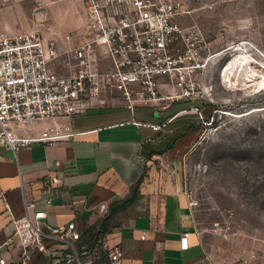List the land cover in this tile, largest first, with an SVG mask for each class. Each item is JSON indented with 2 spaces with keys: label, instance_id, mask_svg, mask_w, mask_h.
I'll return each instance as SVG.
<instances>
[{
  "label": "crops",
  "instance_id": "crops-1",
  "mask_svg": "<svg viewBox=\"0 0 264 264\" xmlns=\"http://www.w3.org/2000/svg\"><path fill=\"white\" fill-rule=\"evenodd\" d=\"M23 1H3L0 32H39L60 46L78 41L84 23L82 0H29L32 8L52 7L70 17L64 29L51 32L23 22ZM193 100L165 98L133 111L121 104L92 107L66 119L74 133L68 139L33 144L16 154L0 148V191L8 203L6 207L0 197V241L12 234L15 217L43 210L50 226L77 223L79 249L89 250L93 264H109L104 251L94 249V236L100 233L121 248L122 264H219L208 253L195 207L174 167L196 139L198 128L192 122L176 120L194 110ZM51 123L43 121L36 129ZM47 176L48 190L43 191ZM125 200L130 202L121 207ZM185 232L187 247L181 241ZM49 247L48 254L34 253L28 264H60L51 251L59 253L61 245ZM2 254L14 262L20 248L12 245Z\"/></svg>",
  "mask_w": 264,
  "mask_h": 264
},
{
  "label": "built area",
  "instance_id": "built-area-1",
  "mask_svg": "<svg viewBox=\"0 0 264 264\" xmlns=\"http://www.w3.org/2000/svg\"><path fill=\"white\" fill-rule=\"evenodd\" d=\"M82 4L84 23L72 45L60 46L38 33L0 32V148L16 154L33 144L68 139L74 133L66 119L92 107L121 104L133 111L165 98L199 97L192 75L204 67L205 39L195 24H183L189 14L184 0H82ZM166 88L169 95L162 93ZM194 109L198 111L197 106ZM47 120L52 123L36 129ZM42 184L47 191L48 176ZM187 195L190 206L196 207L192 193ZM0 197L8 207L4 191ZM45 216L43 210L33 216L25 211L13 219L12 234L0 241V264H28L34 253L48 254L53 244L61 245L59 253L51 251L60 264L94 263L89 250L79 249L81 231L75 221L50 226ZM187 234L181 237L183 247ZM93 240L94 249L103 250L109 264H122L121 248L110 244L105 234ZM12 245L19 246L20 255L9 262L2 252Z\"/></svg>",
  "mask_w": 264,
  "mask_h": 264
},
{
  "label": "rangeland",
  "instance_id": "rangeland-1",
  "mask_svg": "<svg viewBox=\"0 0 264 264\" xmlns=\"http://www.w3.org/2000/svg\"><path fill=\"white\" fill-rule=\"evenodd\" d=\"M184 1L183 24L200 29L205 49L204 67L192 75L198 111L176 119L198 128L176 174L198 202L197 226L216 262L264 264V0ZM20 12L24 23L49 32L70 20L52 7L32 8L29 0ZM243 54L257 77L227 80V63Z\"/></svg>",
  "mask_w": 264,
  "mask_h": 264
},
{
  "label": "bare ground",
  "instance_id": "bare-ground-1",
  "mask_svg": "<svg viewBox=\"0 0 264 264\" xmlns=\"http://www.w3.org/2000/svg\"><path fill=\"white\" fill-rule=\"evenodd\" d=\"M247 61H250V60H249V58H247L245 56V54H243L242 56H239V57H235L234 59L232 58V60L229 61L227 63V65H226V67L224 68V70H223V73H224L223 76L224 77L225 76H228L227 77V80H230V81L238 80V78L240 80H249L251 78H256L257 76H256L255 72L253 70H251L253 68H251L250 70H248V67L245 66V64L247 63ZM231 69H233V70H231ZM229 70L231 72L230 73H227V72H229ZM235 71H238L239 72L238 73L239 75L236 76Z\"/></svg>",
  "mask_w": 264,
  "mask_h": 264
},
{
  "label": "trees",
  "instance_id": "trees-1",
  "mask_svg": "<svg viewBox=\"0 0 264 264\" xmlns=\"http://www.w3.org/2000/svg\"><path fill=\"white\" fill-rule=\"evenodd\" d=\"M134 190H132V192H133ZM130 202V200H125V201H123V202H121V204H120V206L121 207H124L127 203H129Z\"/></svg>",
  "mask_w": 264,
  "mask_h": 264
}]
</instances>
